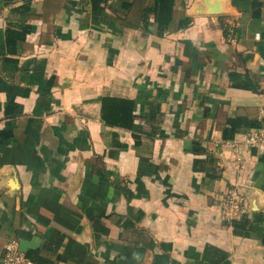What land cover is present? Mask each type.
Listing matches in <instances>:
<instances>
[{
  "label": "crops",
  "instance_id": "1",
  "mask_svg": "<svg viewBox=\"0 0 264 264\" xmlns=\"http://www.w3.org/2000/svg\"><path fill=\"white\" fill-rule=\"evenodd\" d=\"M156 1L0 0V259L264 264V0Z\"/></svg>",
  "mask_w": 264,
  "mask_h": 264
},
{
  "label": "built area",
  "instance_id": "2",
  "mask_svg": "<svg viewBox=\"0 0 264 264\" xmlns=\"http://www.w3.org/2000/svg\"><path fill=\"white\" fill-rule=\"evenodd\" d=\"M246 143L250 146H259L264 143L263 130H251L248 134ZM221 210L226 220L236 219L245 212V206L240 191L237 188L227 190L221 200ZM1 264H40L28 258L18 247L17 243L10 241L6 244L5 253L1 260Z\"/></svg>",
  "mask_w": 264,
  "mask_h": 264
},
{
  "label": "trees",
  "instance_id": "3",
  "mask_svg": "<svg viewBox=\"0 0 264 264\" xmlns=\"http://www.w3.org/2000/svg\"><path fill=\"white\" fill-rule=\"evenodd\" d=\"M100 1L101 0H92V3H93L92 7L96 8V6L99 4ZM173 6H174V0H158V1H156L154 3L153 6L147 7V8L144 9V15H143L144 16V20H145V18L147 17V15L149 13H152L153 16H154V20L157 23V32H158V34H162L166 30V28L168 26V23H169V21H170V19L172 17ZM184 20H186L188 22V18H185L182 21H180V23H179L180 24L179 25L180 28L184 27L185 22H186ZM110 100H111V98H110ZM112 100H114V99H112ZM118 101H121L122 104H126V106H128V109H126V107H120L119 109H117L113 113L114 117H119V119H122L123 118V113H125V116H126V113L128 112V110H129V113H130L131 109H130L129 106H130L131 103L127 102L126 100H118ZM126 120H127V117H126V119L124 121H126ZM107 121L108 120L106 119V122ZM230 122H231V126H230L229 129H231L233 132L236 131L237 129H240V126L242 124L247 126V127L256 126L257 125L256 121L249 120V119L244 118V117L243 118H241V117L233 118V119L230 120ZM124 124H126V123H124ZM223 135H224V137L228 136L227 135V130L226 131L224 130ZM261 158L262 159L264 158V153L261 156ZM250 223L251 222H250L249 218L246 217V218H242L239 221L234 222L233 225L236 226V227L245 228V229L248 228L249 229V228H251ZM4 253H5V251H4ZM4 253H3L0 261L2 260V258L4 256ZM27 257L30 258L29 256H27ZM38 263H40V262H38ZM40 264H42V263H40Z\"/></svg>",
  "mask_w": 264,
  "mask_h": 264
}]
</instances>
